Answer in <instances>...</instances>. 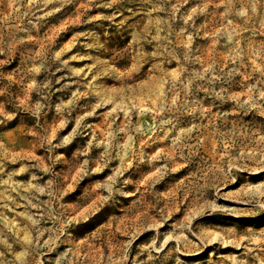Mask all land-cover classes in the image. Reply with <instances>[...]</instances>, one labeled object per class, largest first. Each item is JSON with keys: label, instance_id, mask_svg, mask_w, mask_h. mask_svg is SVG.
<instances>
[{"label": "rangeland", "instance_id": "374dc122", "mask_svg": "<svg viewBox=\"0 0 264 264\" xmlns=\"http://www.w3.org/2000/svg\"><path fill=\"white\" fill-rule=\"evenodd\" d=\"M0 264H264V0H0Z\"/></svg>", "mask_w": 264, "mask_h": 264}]
</instances>
